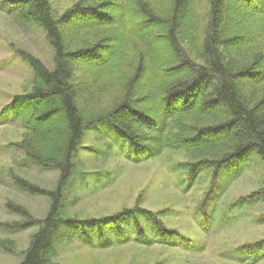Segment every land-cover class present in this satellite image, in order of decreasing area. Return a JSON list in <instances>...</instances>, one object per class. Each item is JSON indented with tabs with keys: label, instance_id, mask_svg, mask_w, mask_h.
Listing matches in <instances>:
<instances>
[{
	"label": "trees",
	"instance_id": "1",
	"mask_svg": "<svg viewBox=\"0 0 264 264\" xmlns=\"http://www.w3.org/2000/svg\"><path fill=\"white\" fill-rule=\"evenodd\" d=\"M6 4L19 23L44 31L54 49L51 68L20 51L34 70L32 88L0 112V124L13 123L27 134L16 143L27 158L59 172L53 190L17 177L23 189L51 200L43 219L24 223L38 229L19 264H62L55 256L63 233L90 247L183 243L147 209L85 219L62 214L64 189L90 126L101 130L104 123L136 163L163 144L189 153L194 159L183 163L188 178L211 170L213 187L221 178L236 180L252 153L264 162V0H77L60 15L50 0ZM129 46L133 56L124 72ZM79 71L85 76L80 81ZM106 72L117 88L108 102L94 98L87 113L84 94L99 90ZM51 115L64 123L56 151L44 124ZM161 127L163 144L148 139Z\"/></svg>",
	"mask_w": 264,
	"mask_h": 264
},
{
	"label": "rangeland",
	"instance_id": "2",
	"mask_svg": "<svg viewBox=\"0 0 264 264\" xmlns=\"http://www.w3.org/2000/svg\"><path fill=\"white\" fill-rule=\"evenodd\" d=\"M76 1L50 0V3L55 15H60ZM11 9L6 0H0V112L15 94L32 88L34 70L20 56V51L32 53L48 67H54V49L45 32L34 25L19 23L10 14ZM129 48L124 72H129L126 65L133 56ZM84 78L79 71L78 80ZM98 84L101 86L94 94H84L81 105L87 106L84 107L87 113L95 99L108 102L118 82L106 72ZM44 124L50 127L49 137L52 136V149L56 151V143L64 136V123L60 117L51 115ZM103 126L104 123L98 130L93 125L85 131L75 155L74 171L64 189L62 214L85 219L110 216L133 207L147 209L162 217L167 227L175 228L182 235L183 243L181 246L168 242L146 245L138 241L109 248L90 247L78 235L70 240L72 236L63 233L61 237L65 241L58 243L55 261L62 264H264V162L258 156L253 153L249 156L245 170L236 180L222 183L221 178L213 187L211 170L188 178L183 163L193 160L194 156L163 144L159 135L162 127L157 134L148 132V139L163 144L160 150L155 156L136 163L128 158L123 142L108 136ZM26 135L13 123L0 124V264L21 262L23 251L38 229L35 221L43 219L51 205L50 197L23 189L17 177L47 190L55 189L59 179L57 170L29 160L16 146ZM221 187H226L224 193ZM17 207L29 215L17 211ZM29 221L35 222L34 225L25 226ZM249 250L256 252L251 255Z\"/></svg>",
	"mask_w": 264,
	"mask_h": 264
}]
</instances>
